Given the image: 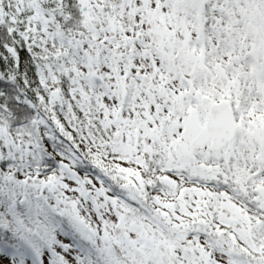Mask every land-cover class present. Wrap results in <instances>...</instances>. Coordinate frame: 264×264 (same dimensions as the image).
Here are the masks:
<instances>
[{"label": "snow or ice", "instance_id": "1", "mask_svg": "<svg viewBox=\"0 0 264 264\" xmlns=\"http://www.w3.org/2000/svg\"><path fill=\"white\" fill-rule=\"evenodd\" d=\"M0 264H264V0H0Z\"/></svg>", "mask_w": 264, "mask_h": 264}]
</instances>
